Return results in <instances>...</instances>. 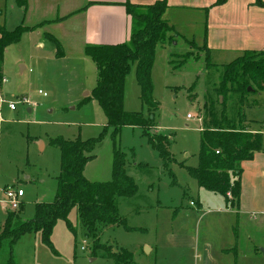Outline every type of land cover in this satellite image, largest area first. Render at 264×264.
<instances>
[{
	"label": "rangeland",
	"instance_id": "374dc122",
	"mask_svg": "<svg viewBox=\"0 0 264 264\" xmlns=\"http://www.w3.org/2000/svg\"><path fill=\"white\" fill-rule=\"evenodd\" d=\"M206 1L214 5L218 0ZM212 5L209 9L218 7ZM16 9L15 0H0V25L8 31L19 25ZM209 9L173 8L167 12L165 19L174 30L170 33L171 41L157 47L152 70L153 101L157 108L149 109L141 101L136 64L131 65L126 80L125 111L142 113L150 122L145 129L150 135L168 137L167 150L175 161L165 168L144 129L123 128L117 148L126 154L127 175L138 187L135 197L118 201L119 215L126 225L110 227L99 239H91L74 209L69 220L76 234L60 221L52 238L54 251L44 247L56 264H116L109 255L121 251L131 253L135 264H205L202 256L206 245L218 264H259L250 254L255 249L264 250V214L220 212L214 204V196L218 195L201 189L189 173V168L199 165L201 131L214 128L223 116L238 127L244 116L242 127L264 131V91L251 86L253 92L244 97L229 94L226 100L217 94L224 66L238 56L225 57L219 51H210V64L206 61L205 52L200 49L207 44L209 30L218 27L221 13L208 15ZM40 42L38 34H24L20 43L6 48L2 65L0 190L15 187L25 191L22 209L14 211L21 213L20 221L34 217L36 204L53 202L55 198L61 152L52 141H97L91 154L94 158L84 172L91 182L112 180L115 154L112 130L103 134L107 119L93 99L97 86L93 61L84 52L76 51H67L58 58L55 48L46 43V48L41 49ZM189 52L194 55L185 62ZM11 104L16 106L15 110L10 108ZM205 199L211 202L212 211L202 218L205 209L192 207L191 202ZM9 212L10 205L0 193V233ZM141 227L143 231H139ZM173 233L193 237L197 250L186 243V238L183 246L171 244L169 236ZM145 243L157 251L149 254L150 247H144ZM223 244L228 249L222 253ZM82 247L86 250L82 251ZM10 257L11 248L6 241L0 263H7Z\"/></svg>",
	"mask_w": 264,
	"mask_h": 264
},
{
	"label": "trees",
	"instance_id": "16d2710c",
	"mask_svg": "<svg viewBox=\"0 0 264 264\" xmlns=\"http://www.w3.org/2000/svg\"><path fill=\"white\" fill-rule=\"evenodd\" d=\"M16 2L20 8L27 4V0ZM226 2L227 0H218L212 7ZM258 2L264 5L262 0ZM125 7L136 23L130 42L85 48L86 56L93 61L97 69V86L93 91V99L98 102L107 119L103 134L109 129L112 130L111 138L115 147L112 180L104 183L91 182L84 175L88 162L94 158L91 154L97 141H65L62 138L52 141V145L61 152L57 193L53 202L36 204L35 215L30 220L20 221L21 213H8L0 233V253L6 241L11 248V257L5 264H16L12 256L13 248L25 235L40 234L42 243L51 251H54L53 234L60 221L65 222L75 235L69 220L74 209L78 210L86 236L91 239H99L102 232L110 227L126 225V220L119 215L118 201L120 198L135 197L138 187L127 175L126 154L117 148V140L123 128L144 129L145 136L159 152L165 168L175 161L167 150L169 138L164 135H150L145 131L150 122L143 114L127 113L124 107L126 80L131 65L136 64V80L141 90V101L149 109L157 108L153 101L152 80L156 49L159 45L171 41L170 33L174 30L163 18L169 8L168 1L159 0L152 5H133L127 2ZM35 28L20 25L15 30L8 31L0 26V88L4 83L2 65L6 48L20 43L23 35L34 31ZM56 44L57 57L62 58V47L57 42ZM200 50L205 52L206 61L210 64L209 49L204 46ZM193 55V52L186 54L185 62L191 60ZM251 86L264 91V52L246 51L242 57L225 65L220 86L216 91L218 96L226 100L229 94L234 93L244 97L249 93ZM244 122L242 116L238 127L223 116L214 128L202 130L199 165L189 168L190 175L195 178L201 189L221 196L227 206L232 208H238L240 204L242 165L264 151L263 135L254 134L242 127ZM21 209L22 206L19 210ZM109 258L116 264H135L133 255L126 251L109 255Z\"/></svg>",
	"mask_w": 264,
	"mask_h": 264
},
{
	"label": "crops",
	"instance_id": "0c3cea01",
	"mask_svg": "<svg viewBox=\"0 0 264 264\" xmlns=\"http://www.w3.org/2000/svg\"><path fill=\"white\" fill-rule=\"evenodd\" d=\"M157 1L159 0H27L26 6L20 8L15 0V6L19 16L18 26L36 27L34 31L26 34H38L42 42H45H40L39 48L45 49L46 43H49L57 50V42L62 47L61 51L64 54L67 51L85 53L87 46L129 43L136 23L133 17L127 13L125 4L128 2L133 5H152ZM167 1L169 8L163 17L165 21H167L165 19L167 12L173 8L209 9L212 5L206 0ZM216 11H221L218 17L219 25L209 30L205 45L209 49L210 56V51H219L225 57L238 56V58L246 51L264 52V5L260 4L258 0H239L234 3L232 0H227L222 6L209 9L208 15H212ZM4 18L6 21V14ZM248 130L254 134L264 132L261 128ZM242 167V192L238 208L228 207L225 199L219 195V197L214 196L217 200L214 204L219 207L217 210L224 214H231L233 210H237L240 215L264 214V151L256 154L253 160L244 163ZM25 197L24 191L23 198ZM211 198L207 197V199ZM207 199L195 203L197 208L206 211L202 218L212 211L209 208L211 202ZM23 204L22 202V206ZM159 208L161 207L159 206ZM143 230L142 227L139 229V231ZM169 237L173 241L171 244L175 246H183L182 242L186 238L188 240L186 243L193 250L198 248L193 237H184L175 233ZM261 245H264V242ZM44 247L47 246L42 243L40 234L25 235L14 246L12 256L16 264H56V259L50 257ZM144 247H150L147 248L149 254L157 251V248L149 246L148 243H145ZM226 247V244L221 245L222 253L227 251ZM210 249L209 245L205 246L202 256L206 259L205 264H218L212 258L216 256L212 255ZM250 256L256 263L264 264L262 252L255 249Z\"/></svg>",
	"mask_w": 264,
	"mask_h": 264
},
{
	"label": "built area",
	"instance_id": "2783aa9c",
	"mask_svg": "<svg viewBox=\"0 0 264 264\" xmlns=\"http://www.w3.org/2000/svg\"><path fill=\"white\" fill-rule=\"evenodd\" d=\"M10 108L12 110H15L16 106L14 104H11ZM190 118L191 116L188 115V119ZM0 193L4 194L6 201L9 203L12 212L18 211L20 209V207L22 206V199L24 197V190L15 187H8L0 190ZM191 206L195 207V203L191 202ZM84 250H86V248L82 247V251Z\"/></svg>",
	"mask_w": 264,
	"mask_h": 264
},
{
	"label": "water",
	"instance_id": "95a60500",
	"mask_svg": "<svg viewBox=\"0 0 264 264\" xmlns=\"http://www.w3.org/2000/svg\"><path fill=\"white\" fill-rule=\"evenodd\" d=\"M248 91H249V92H253V89H252V88H249ZM88 95H89V93L86 94V96H88ZM222 100H223V99H222ZM262 253L264 254V250H262Z\"/></svg>",
	"mask_w": 264,
	"mask_h": 264
}]
</instances>
